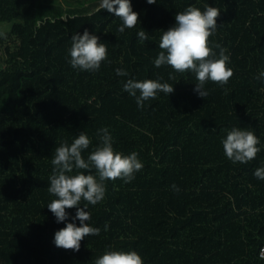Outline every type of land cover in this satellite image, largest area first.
<instances>
[{
	"label": "trees",
	"instance_id": "1",
	"mask_svg": "<svg viewBox=\"0 0 264 264\" xmlns=\"http://www.w3.org/2000/svg\"><path fill=\"white\" fill-rule=\"evenodd\" d=\"M130 3L139 24L120 33V18L99 5L84 11L60 0H0V23H13L0 32V264H95L106 251H136L144 264H264V180L254 176L264 167V0ZM205 5L220 10L210 40L227 49L234 75L225 88L209 82L203 99L194 74L153 62L175 15ZM141 29L147 41L138 38ZM85 30L108 49L96 72L69 63L71 38ZM118 68L129 75L117 76ZM128 79H159L174 93L139 109L123 90ZM233 127L260 140L246 164L225 156L221 141ZM101 128L114 151L138 153L144 167L130 183L106 181L97 205L81 201L100 234L86 236L79 252L64 250L54 235L76 208L66 209L64 223L47 208L57 198L47 190L51 161L80 132L92 141L87 160Z\"/></svg>",
	"mask_w": 264,
	"mask_h": 264
},
{
	"label": "clouds",
	"instance_id": "2",
	"mask_svg": "<svg viewBox=\"0 0 264 264\" xmlns=\"http://www.w3.org/2000/svg\"><path fill=\"white\" fill-rule=\"evenodd\" d=\"M148 4H155L156 0H147ZM106 10L120 18L122 25L118 28L120 33L125 29H132L139 24V15L134 12L130 0H101L99 9ZM220 10L216 7L205 5L203 11L194 6H189L185 11L175 15V26L162 32L159 42L160 51L154 60V66H170L176 73H192L197 83L194 92L200 98L205 99L209 92L205 86L212 82L221 88L229 83L234 71L228 65L230 56L227 49L220 44H212L210 38L216 33L217 20ZM39 24V21H38ZM140 41L149 39L144 30L138 33ZM72 45L69 52V63L74 70L83 72H96L102 62L108 59L106 44L101 43L96 35L87 30L82 35L74 34L71 38ZM214 49H218L215 51ZM116 75L127 77L129 73L124 69H116ZM264 77V72L259 78ZM170 80L175 76L169 73ZM123 90L135 98L139 109H143L145 102L155 100L159 93L170 95L174 93V87L168 83H161L159 79H146L137 81L128 79ZM139 93V94H138ZM99 146H97L84 159L82 153L89 149L92 141L84 133L79 135L69 145L62 143L55 149V155L51 161L53 165L52 175L49 177L50 185L48 192L57 197L47 208L56 218L57 223H64L70 219L66 209L76 208L72 222L66 223L65 227L58 230L54 235V244L64 250L79 252L81 241L86 236L100 234V229L89 224L91 214L81 207V201L87 204L97 205L105 199L106 181L122 180L130 183L135 179V174L144 167L138 159V153L123 155L114 151V140L107 128H101L97 132ZM225 156L232 163L246 164L256 158L261 151L259 138L254 131L247 128L233 127L227 132L226 139L221 141ZM95 169L96 175L84 174ZM254 176L264 180V167L257 168ZM174 191L179 188L173 184ZM79 221V226L75 221ZM108 226L105 225V230ZM95 264H144L143 259L136 251H106L95 260Z\"/></svg>",
	"mask_w": 264,
	"mask_h": 264
},
{
	"label": "rangeland",
	"instance_id": "3",
	"mask_svg": "<svg viewBox=\"0 0 264 264\" xmlns=\"http://www.w3.org/2000/svg\"><path fill=\"white\" fill-rule=\"evenodd\" d=\"M65 5L71 4L74 6H78V3H81L82 5L79 6L80 9H83L84 11H94L95 7L100 5L101 0H60ZM77 4V5H75ZM13 23L12 22H3L0 23V32L5 35L7 32L11 30Z\"/></svg>",
	"mask_w": 264,
	"mask_h": 264
},
{
	"label": "built area",
	"instance_id": "4",
	"mask_svg": "<svg viewBox=\"0 0 264 264\" xmlns=\"http://www.w3.org/2000/svg\"><path fill=\"white\" fill-rule=\"evenodd\" d=\"M259 257L264 260V248H261L259 251Z\"/></svg>",
	"mask_w": 264,
	"mask_h": 264
}]
</instances>
